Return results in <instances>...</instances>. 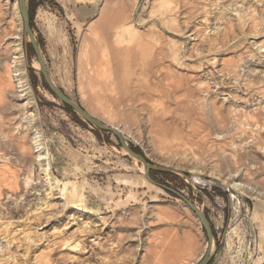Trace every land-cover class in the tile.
<instances>
[{"label":"rangeland","instance_id":"1","mask_svg":"<svg viewBox=\"0 0 264 264\" xmlns=\"http://www.w3.org/2000/svg\"><path fill=\"white\" fill-rule=\"evenodd\" d=\"M27 1L57 86L206 213L209 264H264V0ZM208 248L182 198L51 93L18 0H0V264H198Z\"/></svg>","mask_w":264,"mask_h":264},{"label":"water","instance_id":"2","mask_svg":"<svg viewBox=\"0 0 264 264\" xmlns=\"http://www.w3.org/2000/svg\"><path fill=\"white\" fill-rule=\"evenodd\" d=\"M18 4H19V9H20V13L23 19V23H24V36L26 39V43L30 44L34 51L35 54L38 58V61L40 62V71L41 74L45 80L46 85L48 86L49 90L51 91V93L58 98L61 102H63L66 106L70 107L74 112H76L79 116H81L86 122H88L91 125H94L98 128H100L101 130L105 131V132H109L112 134H116V136L118 137V139L120 140L124 150L134 159L139 160L140 162H142L144 164V168H145V177L148 181H150L153 184H156L162 188H164L165 190L176 194L177 196H179L180 198H182L190 207V209L194 212V214L200 219L202 226L204 228V230L207 233L208 236V240H209V248L207 250V253L205 254V256L202 258V260L198 263V264H209L213 258V247H214V233H213V229L210 223V220L208 219L206 213L201 210L199 207H197L194 203L190 202L188 199H186L185 197H183L182 195H180L179 193H177L176 191L168 188L167 186L161 185L156 183L154 180H152V178L150 177V173L152 171H160V172H164V173H172L173 171L167 168H162V167H157L154 165H151L150 163H148V161L140 154H138L137 152H135L130 144L128 143V141L126 140V137H124V135L115 127H109L106 124H104L103 122H101L99 119L95 118L94 116H92L90 113H88V111H86L83 106L79 105L78 103H76L74 100H72L70 97H68L55 83L54 79L52 78V75L48 69V67L46 66V63L44 61L43 55H42V51L40 49L38 40L34 34L33 28H32V24H31V18H30V8L28 5V1L27 0H18Z\"/></svg>","mask_w":264,"mask_h":264},{"label":"bare ground","instance_id":"3","mask_svg":"<svg viewBox=\"0 0 264 264\" xmlns=\"http://www.w3.org/2000/svg\"><path fill=\"white\" fill-rule=\"evenodd\" d=\"M39 67H41V66H40V62H39ZM115 128H116V127H115ZM117 129H118V128H117ZM118 130H119V129H118ZM119 131H120V130H119ZM120 132H121V131H120ZM121 133H122V132H121ZM122 134H123V133H122ZM124 137H125V136H124ZM141 170H143V169H141ZM144 171H145V168H144Z\"/></svg>","mask_w":264,"mask_h":264},{"label":"trees","instance_id":"4","mask_svg":"<svg viewBox=\"0 0 264 264\" xmlns=\"http://www.w3.org/2000/svg\"><path fill=\"white\" fill-rule=\"evenodd\" d=\"M31 46V45H30ZM32 47V46H31ZM33 48V47H32ZM47 86V85H46ZM48 87V86H47ZM68 107V106H67ZM69 109H71L70 107H68ZM72 110V109H71Z\"/></svg>","mask_w":264,"mask_h":264}]
</instances>
